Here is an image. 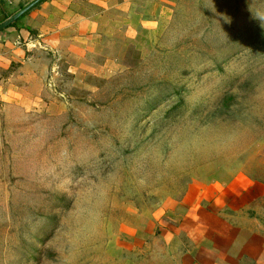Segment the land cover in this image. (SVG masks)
<instances>
[{
	"label": "rangeland",
	"instance_id": "obj_1",
	"mask_svg": "<svg viewBox=\"0 0 264 264\" xmlns=\"http://www.w3.org/2000/svg\"><path fill=\"white\" fill-rule=\"evenodd\" d=\"M133 9L0 107V264L155 263L184 202L264 181V0Z\"/></svg>",
	"mask_w": 264,
	"mask_h": 264
},
{
	"label": "crops",
	"instance_id": "obj_2",
	"mask_svg": "<svg viewBox=\"0 0 264 264\" xmlns=\"http://www.w3.org/2000/svg\"><path fill=\"white\" fill-rule=\"evenodd\" d=\"M145 1L44 0L33 12L0 30V107L23 101L29 108V103L37 101L44 51L58 53L76 43L86 49L106 32L110 19L132 34L133 7ZM1 11L4 21L13 15ZM218 189L208 187L202 197L206 201L184 202L188 208L183 217L162 232V253L155 263L151 257H145V262L264 264V181L258 186L227 188L224 201L217 197ZM250 194H257L256 202H251Z\"/></svg>",
	"mask_w": 264,
	"mask_h": 264
},
{
	"label": "water",
	"instance_id": "obj_3",
	"mask_svg": "<svg viewBox=\"0 0 264 264\" xmlns=\"http://www.w3.org/2000/svg\"><path fill=\"white\" fill-rule=\"evenodd\" d=\"M44 0H34L31 3H29L27 6H25L23 9L18 11L17 13L13 14L11 17L7 18L5 21L0 23V30H3L16 22L19 18H21L25 13H27L30 9L34 8L36 5L41 3Z\"/></svg>",
	"mask_w": 264,
	"mask_h": 264
},
{
	"label": "flooded vegetation",
	"instance_id": "obj_4",
	"mask_svg": "<svg viewBox=\"0 0 264 264\" xmlns=\"http://www.w3.org/2000/svg\"><path fill=\"white\" fill-rule=\"evenodd\" d=\"M6 10L5 5L2 3V0H0V10ZM4 21V16L2 15V11L0 12V23Z\"/></svg>",
	"mask_w": 264,
	"mask_h": 264
}]
</instances>
